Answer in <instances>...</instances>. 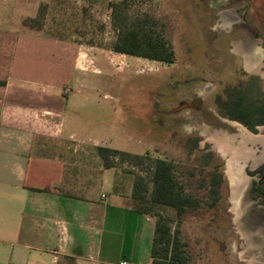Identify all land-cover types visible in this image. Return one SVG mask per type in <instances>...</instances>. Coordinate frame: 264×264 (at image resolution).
<instances>
[{
    "label": "rangeland",
    "instance_id": "rangeland-1",
    "mask_svg": "<svg viewBox=\"0 0 264 264\" xmlns=\"http://www.w3.org/2000/svg\"><path fill=\"white\" fill-rule=\"evenodd\" d=\"M116 1L0 0V31L16 34L19 45L31 38V78L53 79L74 101V113L63 115L71 150L104 165L100 147L143 158L140 167L132 157L109 158L117 168L113 193L129 197L136 176H149L156 160L176 165L179 187L201 204L180 224L189 264H264V198L257 191L264 126L232 123L218 99L252 82L264 97V0H141L131 14L158 22L172 65L113 51L118 31L108 7ZM41 41L51 54L37 49ZM210 172L222 176L213 208L204 186Z\"/></svg>",
    "mask_w": 264,
    "mask_h": 264
},
{
    "label": "crops",
    "instance_id": "crops-1",
    "mask_svg": "<svg viewBox=\"0 0 264 264\" xmlns=\"http://www.w3.org/2000/svg\"><path fill=\"white\" fill-rule=\"evenodd\" d=\"M16 37L0 31V264H152L156 219L113 193L116 167L71 150L74 101L31 78Z\"/></svg>",
    "mask_w": 264,
    "mask_h": 264
},
{
    "label": "trees",
    "instance_id": "trees-1",
    "mask_svg": "<svg viewBox=\"0 0 264 264\" xmlns=\"http://www.w3.org/2000/svg\"><path fill=\"white\" fill-rule=\"evenodd\" d=\"M141 0H118L109 4L111 20L118 31L113 51L119 55L143 58L164 65L175 61L172 47L156 29L158 22L147 14H131V9ZM2 85V83L0 82ZM221 114L232 121H237L255 131L264 126V97L254 91V82L244 89L228 88L224 96L218 97ZM198 146L194 143L192 149ZM98 154L105 160L106 168H115L110 157L122 155L132 157V163L140 167L144 164L141 156L100 147ZM191 151V149H190ZM210 155L205 156L204 166L208 165ZM123 160H125L123 158ZM209 180L204 184L208 190L209 207L213 208L220 200L222 176L217 172L209 173ZM258 196L264 198V180L257 184ZM122 196L132 210L156 219L155 235L151 249L152 264H189L190 256L187 243L181 239L180 224L190 211L200 208V200L193 194L179 187L176 165L166 160H156L151 166L149 176L137 175L132 184L130 196ZM171 212L167 218L162 212Z\"/></svg>",
    "mask_w": 264,
    "mask_h": 264
},
{
    "label": "water",
    "instance_id": "water-1",
    "mask_svg": "<svg viewBox=\"0 0 264 264\" xmlns=\"http://www.w3.org/2000/svg\"><path fill=\"white\" fill-rule=\"evenodd\" d=\"M232 123H236V124H238L239 126H242V127H244L242 124H240V123H238V122H232ZM245 128V127H244ZM257 128H263L262 126H260V127H257ZM250 133V132H249ZM251 134V133H250Z\"/></svg>",
    "mask_w": 264,
    "mask_h": 264
},
{
    "label": "bare ground",
    "instance_id": "bare-ground-1",
    "mask_svg": "<svg viewBox=\"0 0 264 264\" xmlns=\"http://www.w3.org/2000/svg\"><path fill=\"white\" fill-rule=\"evenodd\" d=\"M252 68V71L254 70V68L252 66H250ZM236 163V162H235ZM236 165V164H235ZM232 168H233V165H232Z\"/></svg>",
    "mask_w": 264,
    "mask_h": 264
},
{
    "label": "built area",
    "instance_id": "built-area-1",
    "mask_svg": "<svg viewBox=\"0 0 264 264\" xmlns=\"http://www.w3.org/2000/svg\"><path fill=\"white\" fill-rule=\"evenodd\" d=\"M123 264H126V263H123Z\"/></svg>",
    "mask_w": 264,
    "mask_h": 264
}]
</instances>
